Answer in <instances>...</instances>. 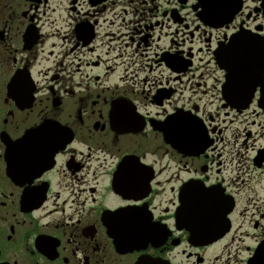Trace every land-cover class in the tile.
Here are the masks:
<instances>
[{"label":"flooded vegetation","instance_id":"obj_1","mask_svg":"<svg viewBox=\"0 0 264 264\" xmlns=\"http://www.w3.org/2000/svg\"><path fill=\"white\" fill-rule=\"evenodd\" d=\"M240 35L264 45V0H0V264H264L260 92L228 108L218 61Z\"/></svg>","mask_w":264,"mask_h":264},{"label":"rangeland","instance_id":"obj_2","mask_svg":"<svg viewBox=\"0 0 264 264\" xmlns=\"http://www.w3.org/2000/svg\"><path fill=\"white\" fill-rule=\"evenodd\" d=\"M204 90H206L207 92H208V94H207V97L209 96V95H211V93H213L214 92V90L212 89V88H205ZM188 95V94H187ZM202 104H204V105H207V106H209V107H212L213 109H215L216 108V106H217V104H216V102L215 103H209V101H204Z\"/></svg>","mask_w":264,"mask_h":264}]
</instances>
